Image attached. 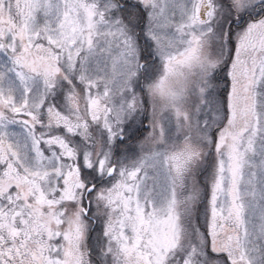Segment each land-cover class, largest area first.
<instances>
[{
    "label": "snow or ice",
    "instance_id": "1",
    "mask_svg": "<svg viewBox=\"0 0 264 264\" xmlns=\"http://www.w3.org/2000/svg\"><path fill=\"white\" fill-rule=\"evenodd\" d=\"M0 264H264V0H0Z\"/></svg>",
    "mask_w": 264,
    "mask_h": 264
}]
</instances>
